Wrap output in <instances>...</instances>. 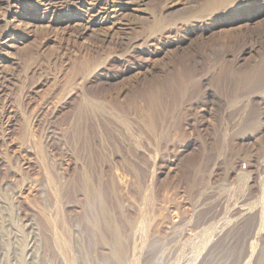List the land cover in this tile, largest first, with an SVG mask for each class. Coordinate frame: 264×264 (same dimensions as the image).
<instances>
[{"label":"rangeland","instance_id":"rangeland-1","mask_svg":"<svg viewBox=\"0 0 264 264\" xmlns=\"http://www.w3.org/2000/svg\"><path fill=\"white\" fill-rule=\"evenodd\" d=\"M18 2L0 0L19 236L0 264H264V0H136L116 25Z\"/></svg>","mask_w":264,"mask_h":264},{"label":"bare ground","instance_id":"bare-ground-1","mask_svg":"<svg viewBox=\"0 0 264 264\" xmlns=\"http://www.w3.org/2000/svg\"><path fill=\"white\" fill-rule=\"evenodd\" d=\"M45 1L46 3L50 4V5H54L56 6L58 4V2H66V3H69V2H75L77 3L80 7H83L84 11H85V14H86V18L88 19L86 22L88 23H97V24H113V25H116V24H120L121 22H123V20L128 17V15L130 13H132L134 10H135V3H136V0H43ZM70 3V4H71ZM19 2L18 0H9V4L7 5L8 6V14L9 15H12L13 17H16V14H18V5ZM76 4V5H77ZM146 4V3H145ZM137 8V7H136ZM7 14V15H8ZM133 14V13H132ZM131 14V15H132ZM26 16V15H25ZM127 19V18H126ZM85 20V19H84ZM47 169V168H46ZM2 198V196H0ZM3 199H0V255L2 253V251L5 250V248L3 247L4 245L2 244V240H3V236L6 234L7 236L10 237V234L12 235V233L8 234V233H5L4 231V226L6 225H9L8 222L12 221V219L10 221L7 222V218L8 216H10V212L11 214L12 213V208L11 207H6V203L2 201ZM5 201V200H4ZM16 202V201H15ZM10 203V202H9ZM9 203L7 202V204L9 205ZM13 204V203H12ZM11 206V205H10ZM5 208V209H4ZM7 210H10L9 214L8 212H6ZM57 213V212H56ZM8 215V216H7ZM12 217V215H11ZM57 218V217H56ZM101 220V219H100ZM50 221V220H49ZM55 221V220H54ZM260 221V220H259ZM57 222V221H56ZM94 222V221H93ZM11 223V222H10ZM47 224V223H46ZM61 224V223H60ZM92 224V223H91ZM11 225V224H10ZM14 225V224H13ZM27 225V224H26ZM48 226V225H47ZM92 226V225H91ZM14 227H17V226H14ZM13 227V228H14ZM94 227V226H93ZM99 228V227H98ZM15 229V228H14ZM13 229V230H14ZM50 229V228H49ZM113 229V228H112ZM8 230V228H7ZM6 230V231H7ZM17 230V229H15ZM51 230V229H50ZM57 230V229H56ZM55 230V231H56ZM59 230V229H58ZM99 230V229H98ZM107 230V229H106ZM19 231V229H18ZM24 231V230H23ZM30 231V230H29ZM52 231V230H51ZM108 231V230H107ZM21 232V231H19ZM18 232V233H19ZM26 233V232H25ZM100 233V232H99ZM258 233V232H257ZM4 234V235H3ZM70 234V233H69ZM102 234V233H101ZM17 234H13L12 235V240H17V238H19V236H16ZM71 235V234H70ZM97 235V234H96ZM100 235V234H99ZM98 235V236H99ZM114 233L113 232H110L109 233V237H113ZM64 236V234H63ZM115 236V235H114ZM55 237V236H54ZM57 237V236H56ZM55 237V238H56ZM59 237V236H58ZM73 237V236H72ZM102 237V235H101ZM6 238V237H5ZM4 238V239H5ZM8 238V237H7ZM6 238V239H7ZM103 238H106V236L104 235ZM110 238V239H111ZM32 239V238H31ZM9 240V238H8ZM7 240V241H8ZM18 240H21V239H18ZM257 240V239H256ZM6 241V242H7ZM27 241V240H26ZM31 241V240H30ZM29 241V242H30ZM5 242V243H6ZM12 246L9 244L8 247V250L9 252L13 255H11V258L14 259L15 257V254H17L16 252L17 251H21V254L24 253V258L27 256L26 260H31L32 257L34 256V251H33V245L34 244H30L28 242L26 248H22V249H18V246L15 245L16 243L15 242H12ZM17 242V241H16ZM48 242V241H47ZM256 242V241H255ZM9 243V242H8ZM54 243V242H53ZM257 244V242H256ZM6 246V245H5ZM22 246V245H21ZM25 246V245H24ZM254 247V246H253ZM258 247V246H257ZM21 248V247H20ZM74 248V247H72ZM4 249V250H3ZM67 249V248H66ZM7 250V249H6ZM70 250V249H69ZM254 250V248H253ZM65 251V250H64ZM6 253V252H5ZM8 253V251H7ZM8 253V254H10ZM62 253V252H61ZM20 254V255H21ZM4 257V256H3ZM7 257V256H6ZM10 257V256H9ZM19 257V256H18ZM2 258V256H1ZM5 258V257H4ZM21 258V257H20ZM23 258V259H24ZM7 259V258H6ZM16 259V258H15ZM67 259V258H66ZM5 261V260H4ZM16 261V260H15ZM20 261V260H19ZM25 262V260H23ZM22 261V262H23ZM32 261V260H31ZM73 261V260H72ZM13 262V260H12ZM17 262V261H16ZM15 263V262H13ZM67 263V262H66ZM21 264V263H20ZM28 264V263H27ZM30 264V263H29ZM70 264H72L70 262ZM74 264V263H73Z\"/></svg>","mask_w":264,"mask_h":264}]
</instances>
